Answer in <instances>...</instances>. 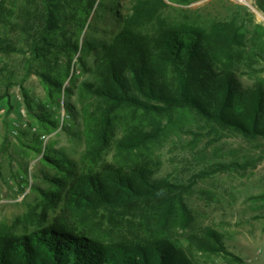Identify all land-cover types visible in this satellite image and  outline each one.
<instances>
[{
    "label": "trees",
    "instance_id": "1",
    "mask_svg": "<svg viewBox=\"0 0 264 264\" xmlns=\"http://www.w3.org/2000/svg\"><path fill=\"white\" fill-rule=\"evenodd\" d=\"M191 1L133 0L118 32L99 45L92 76L78 91L84 148L76 162L44 153L57 170L44 174L52 188L39 189L41 210L0 220V264H193L192 253L170 235L172 224L189 226L188 210L179 186L157 175L150 149L181 113L264 139V86L237 77L245 43L238 18H205L183 7ZM100 4L0 0V53L25 55L22 80L36 73L59 105L74 57L85 66L97 47L81 34ZM14 78L0 68L5 115L13 108ZM66 107L75 114L71 103ZM26 108L41 136L60 126L46 106L27 99ZM16 180L19 187L27 182ZM48 210L55 212L51 219ZM188 239L201 251L231 254L214 229Z\"/></svg>",
    "mask_w": 264,
    "mask_h": 264
},
{
    "label": "rangeland",
    "instance_id": "2",
    "mask_svg": "<svg viewBox=\"0 0 264 264\" xmlns=\"http://www.w3.org/2000/svg\"><path fill=\"white\" fill-rule=\"evenodd\" d=\"M91 12L89 25L81 39L97 47L86 57L85 66L73 59L71 74L62 87L59 105L49 100L46 86L34 72L24 80L25 55L0 53V68L12 74L17 83L11 89V112L8 103L0 101V220L11 222L31 208H43L39 189L48 191L52 183L44 174L57 170L44 153L54 158L76 162L84 148V135L79 112L78 91L83 81L92 76L99 45L110 41L121 27V19L133 0H100ZM252 10L238 0H192L185 9L208 19L238 18L245 33L241 47L243 58L237 77L246 85L264 86V0H251ZM257 9V10H256ZM262 14L261 18L258 14ZM259 16V17H258ZM17 40L18 35L10 32ZM27 56V55H26ZM66 88L69 91L66 93ZM49 108L60 119V126L41 136L36 119L29 114L26 101ZM74 106L75 114L66 107ZM165 134L153 143L150 157L158 164V176L177 184L190 216L185 229L170 226V235L192 253L193 264H264V139L247 138L237 132L221 130L190 115L181 113ZM65 125V127H63ZM120 132H117V136ZM41 147L38 151L35 148ZM113 144L107 150L110 159ZM22 176L23 187L17 185ZM21 182V181H20ZM47 211V218L54 215ZM214 229L221 235L229 253L206 252L190 243L188 236Z\"/></svg>",
    "mask_w": 264,
    "mask_h": 264
},
{
    "label": "bare ground",
    "instance_id": "3",
    "mask_svg": "<svg viewBox=\"0 0 264 264\" xmlns=\"http://www.w3.org/2000/svg\"><path fill=\"white\" fill-rule=\"evenodd\" d=\"M247 3H248V5L251 7L252 10H255V8L251 5L250 2H247ZM256 10H257V9H256ZM258 13H259V12H258ZM258 15H259L261 18H263L262 14L259 13ZM259 16H258V17H259Z\"/></svg>",
    "mask_w": 264,
    "mask_h": 264
},
{
    "label": "built area",
    "instance_id": "4",
    "mask_svg": "<svg viewBox=\"0 0 264 264\" xmlns=\"http://www.w3.org/2000/svg\"><path fill=\"white\" fill-rule=\"evenodd\" d=\"M238 1H240V2H242V3H244V4H246V5H248V3L247 2H251V0H238ZM249 6V5H248ZM250 7V6H249Z\"/></svg>",
    "mask_w": 264,
    "mask_h": 264
}]
</instances>
